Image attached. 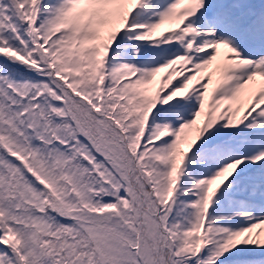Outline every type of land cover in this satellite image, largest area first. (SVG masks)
<instances>
[{"label": "snow or ice", "instance_id": "6c2138e0", "mask_svg": "<svg viewBox=\"0 0 264 264\" xmlns=\"http://www.w3.org/2000/svg\"><path fill=\"white\" fill-rule=\"evenodd\" d=\"M0 264H264V0H0Z\"/></svg>", "mask_w": 264, "mask_h": 264}]
</instances>
